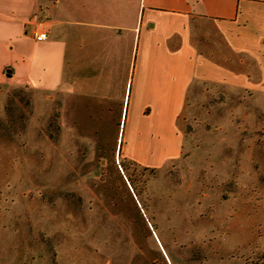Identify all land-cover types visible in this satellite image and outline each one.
I'll return each mask as SVG.
<instances>
[{
    "label": "rangeland",
    "instance_id": "rangeland-1",
    "mask_svg": "<svg viewBox=\"0 0 264 264\" xmlns=\"http://www.w3.org/2000/svg\"><path fill=\"white\" fill-rule=\"evenodd\" d=\"M72 121L0 81V264H264V93L194 82L182 154L155 167Z\"/></svg>",
    "mask_w": 264,
    "mask_h": 264
},
{
    "label": "crops",
    "instance_id": "crops-1",
    "mask_svg": "<svg viewBox=\"0 0 264 264\" xmlns=\"http://www.w3.org/2000/svg\"><path fill=\"white\" fill-rule=\"evenodd\" d=\"M2 80L59 92L67 125H112L118 156L173 162L194 82L264 93V0H0Z\"/></svg>",
    "mask_w": 264,
    "mask_h": 264
},
{
    "label": "built area",
    "instance_id": "built-area-1",
    "mask_svg": "<svg viewBox=\"0 0 264 264\" xmlns=\"http://www.w3.org/2000/svg\"><path fill=\"white\" fill-rule=\"evenodd\" d=\"M48 25L45 22L37 21L31 32V37L35 42H43L48 37Z\"/></svg>",
    "mask_w": 264,
    "mask_h": 264
},
{
    "label": "trees",
    "instance_id": "trees-1",
    "mask_svg": "<svg viewBox=\"0 0 264 264\" xmlns=\"http://www.w3.org/2000/svg\"><path fill=\"white\" fill-rule=\"evenodd\" d=\"M145 168H147V167H145ZM132 190H133L134 194L137 196V193L135 192V189L133 188V186H132Z\"/></svg>",
    "mask_w": 264,
    "mask_h": 264
},
{
    "label": "water",
    "instance_id": "water-1",
    "mask_svg": "<svg viewBox=\"0 0 264 264\" xmlns=\"http://www.w3.org/2000/svg\"><path fill=\"white\" fill-rule=\"evenodd\" d=\"M154 235H155V233H154ZM156 236V235H155ZM157 239V238H156ZM159 246H160V248H161V245L159 244ZM161 250H162V248H161Z\"/></svg>",
    "mask_w": 264,
    "mask_h": 264
}]
</instances>
